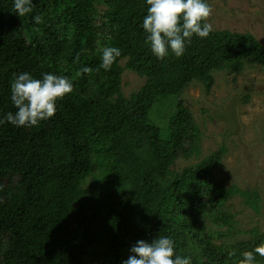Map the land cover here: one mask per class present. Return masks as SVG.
<instances>
[{
  "label": "trees",
  "instance_id": "obj_1",
  "mask_svg": "<svg viewBox=\"0 0 264 264\" xmlns=\"http://www.w3.org/2000/svg\"><path fill=\"white\" fill-rule=\"evenodd\" d=\"M33 2L20 17L13 0H0V118L16 110L10 84L20 72L66 76L73 90L39 126L0 124V264H123L138 240L158 235L191 264H239L264 244L258 224L238 237L226 207L237 196L260 214L259 191L216 176L227 147L201 157L202 131L182 99L194 82L210 89L216 71L264 68V43L249 31L213 29L194 35L181 57L161 60L145 44L146 0ZM112 46L121 55L106 71L101 54ZM126 69L145 78L129 95ZM167 102L162 126L150 113Z\"/></svg>",
  "mask_w": 264,
  "mask_h": 264
},
{
  "label": "rangeland",
  "instance_id": "obj_2",
  "mask_svg": "<svg viewBox=\"0 0 264 264\" xmlns=\"http://www.w3.org/2000/svg\"><path fill=\"white\" fill-rule=\"evenodd\" d=\"M208 2L212 6L208 22L213 29L249 31L264 43V0ZM214 76L215 82L210 89L194 82L185 89L182 99L192 110L202 131L201 157L221 144L227 147L220 166L215 170L216 176L225 180L227 185L235 183L242 188H255L261 195L260 214L243 204L237 196L226 204L235 215L236 228L240 230L237 236L247 238L246 229L254 224L264 230V68L260 64L248 63L241 73L216 71ZM144 83L143 76L127 69L124 71L122 87L126 95L139 90ZM171 111L167 102L155 105L150 115L152 120L164 126ZM201 157L180 159L174 168H185ZM206 222L209 223L208 218Z\"/></svg>",
  "mask_w": 264,
  "mask_h": 264
},
{
  "label": "clouds",
  "instance_id": "obj_3",
  "mask_svg": "<svg viewBox=\"0 0 264 264\" xmlns=\"http://www.w3.org/2000/svg\"><path fill=\"white\" fill-rule=\"evenodd\" d=\"M147 14L141 27L146 33L145 44L157 59H164L170 53L181 57L186 45L195 35L207 37L213 30L208 18L212 6L208 0H146ZM16 14L24 17L33 12V0H13ZM35 23L42 22V16H32ZM121 55L120 49L105 47L101 54V67L110 70ZM84 66L81 72L87 73ZM11 101L15 112H7L0 118V124L11 123L17 127H36L42 121L52 118L57 111V101L73 90L72 82L66 76L51 72L35 78L24 71L15 75L10 84ZM123 264H191V258L176 253L174 240L167 235H158L151 241L138 240ZM264 256V244L253 250L244 251L239 264H256V256Z\"/></svg>",
  "mask_w": 264,
  "mask_h": 264
}]
</instances>
